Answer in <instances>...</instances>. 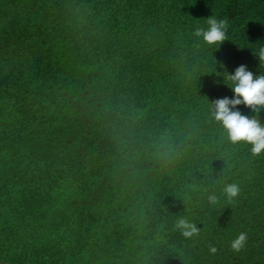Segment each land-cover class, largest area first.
Wrapping results in <instances>:
<instances>
[{
  "label": "trees",
  "instance_id": "16d2710c",
  "mask_svg": "<svg viewBox=\"0 0 264 264\" xmlns=\"http://www.w3.org/2000/svg\"><path fill=\"white\" fill-rule=\"evenodd\" d=\"M261 47L264 0H0V259L264 264V152L212 115Z\"/></svg>",
  "mask_w": 264,
  "mask_h": 264
},
{
  "label": "clouds",
  "instance_id": "9594fccd",
  "mask_svg": "<svg viewBox=\"0 0 264 264\" xmlns=\"http://www.w3.org/2000/svg\"><path fill=\"white\" fill-rule=\"evenodd\" d=\"M207 28H197L194 31L196 37H202L208 45L219 44L226 39V29L228 22L224 19H217L215 16L209 17L206 21ZM259 59L264 62V47L259 49ZM228 79L232 82V99L221 98L214 102V119L221 123L226 130L228 139L232 143L244 142L251 145L253 155H259L264 152V126L256 118H247L241 115L238 110H233L237 105L244 104L252 109L264 108V75L257 76L255 79L252 72L247 71L245 66L241 65L235 69L234 74L229 75ZM224 194L228 199L236 197L239 192V186L235 183L226 184ZM210 203H216L217 197L210 195ZM176 227L181 230L184 237L190 238L197 234V228L194 224L185 219L178 220ZM247 241L245 232L239 233L230 244L233 251H240ZM210 253H215L217 249L214 246L209 248Z\"/></svg>",
  "mask_w": 264,
  "mask_h": 264
},
{
  "label": "crops",
  "instance_id": "0c3cea01",
  "mask_svg": "<svg viewBox=\"0 0 264 264\" xmlns=\"http://www.w3.org/2000/svg\"><path fill=\"white\" fill-rule=\"evenodd\" d=\"M36 259L35 258H26V262L24 264H29V262H35ZM75 261L77 260H71V261H61L60 263H63V262H67V263H75ZM50 263H53V262H45L44 264H50ZM0 264H11V263H7V262H4L0 259Z\"/></svg>",
  "mask_w": 264,
  "mask_h": 264
}]
</instances>
